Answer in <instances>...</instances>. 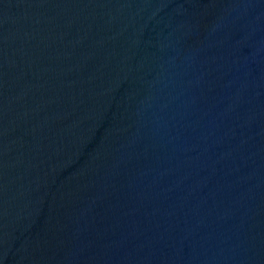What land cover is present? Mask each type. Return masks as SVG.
<instances>
[{
  "label": "water",
  "instance_id": "water-1",
  "mask_svg": "<svg viewBox=\"0 0 264 264\" xmlns=\"http://www.w3.org/2000/svg\"><path fill=\"white\" fill-rule=\"evenodd\" d=\"M0 264H264V0H0Z\"/></svg>",
  "mask_w": 264,
  "mask_h": 264
}]
</instances>
